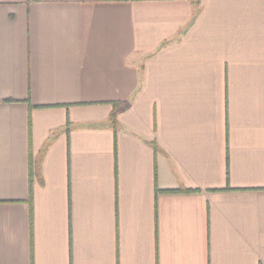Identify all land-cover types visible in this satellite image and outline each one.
Here are the masks:
<instances>
[{"label": "crops", "instance_id": "1", "mask_svg": "<svg viewBox=\"0 0 264 264\" xmlns=\"http://www.w3.org/2000/svg\"><path fill=\"white\" fill-rule=\"evenodd\" d=\"M0 264H264V0H0Z\"/></svg>", "mask_w": 264, "mask_h": 264}, {"label": "trees", "instance_id": "2", "mask_svg": "<svg viewBox=\"0 0 264 264\" xmlns=\"http://www.w3.org/2000/svg\"><path fill=\"white\" fill-rule=\"evenodd\" d=\"M124 107V104L121 102H114V110L111 114V120L115 127H117V114ZM69 128V127H68ZM67 128V129H68Z\"/></svg>", "mask_w": 264, "mask_h": 264}]
</instances>
